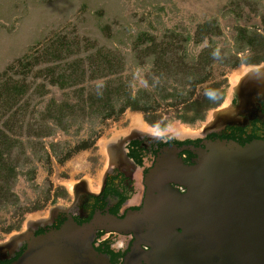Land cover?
I'll use <instances>...</instances> for the list:
<instances>
[{"label":"rangeland","instance_id":"1","mask_svg":"<svg viewBox=\"0 0 264 264\" xmlns=\"http://www.w3.org/2000/svg\"><path fill=\"white\" fill-rule=\"evenodd\" d=\"M248 1L249 5L243 0H0V78H5L1 75L7 72L8 78L12 74L11 78L29 85L27 94L19 103L22 110L9 126L12 130L10 135L18 139L14 157L19 159L20 176L15 192L26 204L47 192L50 194L49 201H44L39 209L41 211L27 213L22 225L25 221L46 216L55 204H66L60 197L71 184L83 178L96 177L103 164L102 160L99 161L102 157L99 145L121 126L145 120L168 132L180 130L197 134L205 126L212 111L216 110L209 111L204 121L185 124L176 117V108L161 104L147 113L127 109L119 117L99 124L100 116H82L78 108H73L63 124L58 125L55 120L48 119L47 107L53 103L61 105L66 102L75 105L79 90H95V87L102 85L103 79L91 81L86 78L82 85L72 89H59L50 85L39 73L48 65L43 48L49 40L57 35H65L77 42L72 52L80 56H85L90 47L116 49L125 53L127 66L124 75L131 77V86L137 92L146 87L144 77L147 71L136 66L130 58L131 41L135 35L143 31L159 34L166 29L193 33L199 24L216 19L223 31V36L216 39L217 47L235 51L238 27L259 30L264 34L260 17L264 15V0ZM89 42L94 45L90 46ZM207 45L208 41L192 48V51L197 54ZM19 59L24 63L28 60L33 66L34 70L27 76L20 74L18 77L11 70V66ZM250 66L256 65H241L232 69L215 65L211 80L200 87V92L207 85L226 79L225 103L233 94V86L238 82L239 75L247 72ZM42 84L47 87L41 93L37 87ZM13 112H16L15 109ZM35 126L38 130L48 128L52 132L51 136L41 140L30 138V128ZM92 140L94 144L75 150L81 142L91 143ZM68 151L73 152L64 159ZM32 169L35 175L31 179L28 171ZM11 222V212L0 210V229ZM13 234L0 230V242Z\"/></svg>","mask_w":264,"mask_h":264},{"label":"flooded vegetation","instance_id":"2","mask_svg":"<svg viewBox=\"0 0 264 264\" xmlns=\"http://www.w3.org/2000/svg\"><path fill=\"white\" fill-rule=\"evenodd\" d=\"M226 104L229 122L216 118L209 131L196 136L180 130L168 132L145 120L116 129L99 145L103 164L96 177L71 184L69 192L64 189L60 197L66 204H55L46 216L25 221L1 241L0 264H16L34 238L59 231L68 223L92 227L90 241L98 260L93 264H200L202 240L212 250V264H234V242L240 249L244 239L241 231L216 224L203 229L197 222L151 215L153 204L158 207L163 202L162 190L152 185L151 176L166 156L174 154L191 165L197 157L194 149L204 147L206 141L232 140L245 145L264 139V98H255L240 113L235 111L240 104L236 93L222 103ZM171 187L174 194L187 192L179 184ZM125 220L130 224L124 229L115 223ZM262 233L259 227L256 264H262ZM250 246L249 255L254 256V242Z\"/></svg>","mask_w":264,"mask_h":264},{"label":"trees","instance_id":"3","mask_svg":"<svg viewBox=\"0 0 264 264\" xmlns=\"http://www.w3.org/2000/svg\"><path fill=\"white\" fill-rule=\"evenodd\" d=\"M243 1L250 4L248 0ZM260 17L264 29V15ZM222 36L223 31L216 19L199 24L193 33L176 29H166L159 34L148 31L138 33L131 41L130 58L147 73L144 77L146 87L134 92L131 77L124 75L127 66L125 53L116 49L90 47L85 56H80L72 52L77 46L76 41L65 35H57L43 48L48 65L39 71L41 77L59 89L77 88L86 78L91 81L103 79V83L92 91H86L85 88L79 90L75 105L53 103L47 107L48 119L61 125L73 108H78L82 116H100L99 124H103L115 116L119 117L127 109L147 113L164 104L176 108V117L185 124L204 121L207 113L219 107L226 96V79L209 84L200 92V87L211 80L215 65L232 69L241 65L264 64V34L259 30L238 27L235 51L217 47L216 39ZM206 41L208 45L199 53L192 51V48ZM89 45L94 44L89 42ZM11 70L20 77V74L27 76L34 69L28 60L24 63L19 59L11 66ZM1 76L6 77L0 78V210L10 211L12 222L0 230L11 233L21 227L27 213L41 209L44 201H49L50 194L47 192L26 204L15 192L20 176L19 159L14 157L18 139L10 135L12 130L9 126L22 110L19 103L27 94L29 85L11 78L12 74L8 78L7 72ZM46 87L42 84L37 87V91L42 93ZM28 134L30 138L41 140L51 136L52 132L48 128L38 130L35 126L30 128ZM90 144H94V141H83L75 150L84 149ZM72 152L68 151L64 159ZM28 172L32 179L35 170Z\"/></svg>","mask_w":264,"mask_h":264},{"label":"water","instance_id":"4","mask_svg":"<svg viewBox=\"0 0 264 264\" xmlns=\"http://www.w3.org/2000/svg\"><path fill=\"white\" fill-rule=\"evenodd\" d=\"M248 71L233 86V92L240 99L235 108L237 113L247 109L255 98H264V64L250 66ZM216 118L221 123L229 122L231 117L227 106L212 111L200 133L209 131ZM200 133L189 134L196 136ZM204 145L194 149L197 157L191 165L174 154L161 160L153 171L151 181L153 186L162 190L163 202L158 207L153 204L151 215L154 218L159 213L164 220L197 222L203 229L216 224L230 226L235 232L241 231L244 239L240 249L237 241L234 242V264H256L259 260L258 229H264V139L245 145L232 140H209ZM172 183L185 187L187 192L184 195L174 194ZM115 223L121 229L130 224L128 220ZM91 231L90 226L68 223L59 231L34 238L28 253L16 264L98 262L90 241ZM260 239L264 247V233ZM253 242L255 255L251 256L250 245ZM243 243L245 247L242 249ZM201 244L200 264H212V250L208 249L204 240ZM260 261L264 263V253Z\"/></svg>","mask_w":264,"mask_h":264},{"label":"bare ground","instance_id":"5","mask_svg":"<svg viewBox=\"0 0 264 264\" xmlns=\"http://www.w3.org/2000/svg\"><path fill=\"white\" fill-rule=\"evenodd\" d=\"M247 73H249L248 70H247V72H244V73L240 74V75H239V79H241L242 77H244ZM238 81H239V80H238ZM226 106H227V104H226ZM223 107H225V106H223Z\"/></svg>","mask_w":264,"mask_h":264}]
</instances>
